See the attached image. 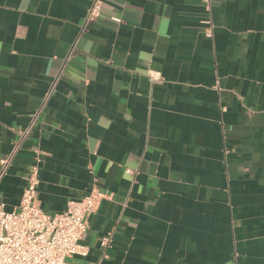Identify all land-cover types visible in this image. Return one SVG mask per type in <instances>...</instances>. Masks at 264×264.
<instances>
[{
    "label": "crops",
    "instance_id": "crops-1",
    "mask_svg": "<svg viewBox=\"0 0 264 264\" xmlns=\"http://www.w3.org/2000/svg\"><path fill=\"white\" fill-rule=\"evenodd\" d=\"M206 1L0 0V204L101 195L68 261L264 264V0Z\"/></svg>",
    "mask_w": 264,
    "mask_h": 264
},
{
    "label": "built area",
    "instance_id": "built-area-1",
    "mask_svg": "<svg viewBox=\"0 0 264 264\" xmlns=\"http://www.w3.org/2000/svg\"><path fill=\"white\" fill-rule=\"evenodd\" d=\"M103 1L92 0L85 25L93 24L100 17ZM149 77L157 79V74L149 72ZM24 137L25 134H20L11 153L0 160V182ZM24 179L18 207L8 212L0 204V264H74L69 258L85 257L88 250L80 241L102 196L92 192L80 201L68 202L62 213L47 215L36 204L38 166H30ZM109 241L103 238L102 244L108 246Z\"/></svg>",
    "mask_w": 264,
    "mask_h": 264
}]
</instances>
